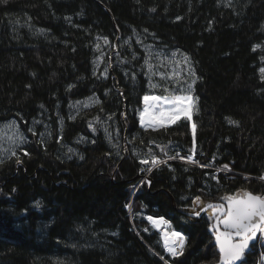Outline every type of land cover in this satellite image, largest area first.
Listing matches in <instances>:
<instances>
[{"label": "trees", "instance_id": "trees-1", "mask_svg": "<svg viewBox=\"0 0 264 264\" xmlns=\"http://www.w3.org/2000/svg\"><path fill=\"white\" fill-rule=\"evenodd\" d=\"M104 39L125 62L107 56V77L95 68ZM148 42L194 60L195 136L187 118L141 125ZM261 68L264 0H0V123L16 118L28 129L52 117L54 126L45 140L29 131L0 162V264H215L209 216L187 211L243 191L264 196ZM93 94L100 103L70 114ZM108 114L118 148L104 130ZM194 141L200 164L179 157ZM66 145L80 154L66 156ZM137 151L150 156L148 167ZM148 215L186 235L181 255L165 254ZM260 255L255 246L244 264Z\"/></svg>", "mask_w": 264, "mask_h": 264}, {"label": "rangeland", "instance_id": "rangeland-1", "mask_svg": "<svg viewBox=\"0 0 264 264\" xmlns=\"http://www.w3.org/2000/svg\"><path fill=\"white\" fill-rule=\"evenodd\" d=\"M96 47H97V55L95 58V66L97 67L96 70L103 71L102 74L105 77L108 76V72H109V69H107V66H103L107 56L111 55L113 57V59H111L112 65L120 64L122 65V67L125 65V62H123L124 58L120 56V52L118 51V48H115L114 50L113 49L110 50L111 47L113 48L115 47V45L111 44L110 40L104 39L102 42H97ZM143 47L144 49H146L145 67H146L148 80H149L148 87L151 92H156V94H150L149 96L159 95L157 94V92L161 90L165 91V89H167V91H165L167 94H172L174 96L178 92L186 91V89L187 90L190 89L192 91L194 90L195 84L198 80V75L194 67V63L189 55L179 50H169L170 55H167L168 53L166 51H161L160 47L154 45L153 43H146L144 44ZM185 57H187V61H185ZM150 67H151V70H150ZM189 69L195 72L194 76L190 74ZM174 70L179 72L180 75L179 76L172 75ZM154 73H164L165 76H170L171 78L161 79L160 75L154 74ZM184 77L187 81L183 79ZM150 85H154V86H150ZM166 96H171V95H166ZM100 102H101L100 97L94 94L91 95L90 97H87L86 99L74 101L71 103V107H70L71 113L70 114L72 116L73 115L75 116L80 111H82L84 108L95 105ZM143 103L145 106L144 101ZM190 103L192 104V101ZM144 106L139 113L140 123H141V113L144 110ZM196 107H197V99H196ZM192 110L193 111L195 110V105L190 108V114ZM181 116H184V115L181 114ZM191 117H192V114H191ZM106 118L107 120H104ZM113 118L114 117L111 115L104 117L103 119L105 121L104 130L107 133V136L109 137V140L112 146L118 148L121 144V139H120L121 133H120L118 124H115V128H113L112 122H111ZM51 119L52 117H50L49 120L33 121L31 123L32 126L29 127L28 129H25L24 127H22L19 120L16 118L7 120L5 122H1L0 123V162L6 160L7 158L13 155L12 154L13 152L16 153V151L19 148L26 145L27 140L29 138V129H31V131L36 132L38 137L42 140H45L48 138V136L52 135L54 126L52 124ZM64 120H65L64 117L60 115L59 116L60 123H63ZM144 121H145V125L143 127L148 128L149 126L147 125L149 123L146 122L145 117H144ZM152 124H155V127L161 126L160 124L156 123V121L152 122ZM165 124H173V123H165ZM77 140L79 142H83L85 138L84 136H80L78 137ZM137 153H139L140 155H143L141 160L148 161V163H144L147 166V164H149L150 156L147 155L144 157V153L146 152H142V151H137ZM64 154L66 156H74V155L80 154V151L75 148V145H66L64 148ZM128 208L130 209V216H134L135 207H132V204H130ZM170 227L171 226L168 225L167 226L168 229H165L166 234H170L173 232V231H170ZM175 232L177 231L175 230ZM166 252L170 257H173L167 250Z\"/></svg>", "mask_w": 264, "mask_h": 264}, {"label": "snow or ice", "instance_id": "snow-or-ice-1", "mask_svg": "<svg viewBox=\"0 0 264 264\" xmlns=\"http://www.w3.org/2000/svg\"><path fill=\"white\" fill-rule=\"evenodd\" d=\"M187 61V57H185ZM147 63V61H146ZM163 66V65H161ZM151 70V67H150ZM191 75H195V72L189 69ZM261 73H264V68L260 69ZM160 75L161 79H170V76H165L164 73H154ZM172 75L179 76L180 73L173 71ZM154 86V85H150ZM167 91V89H165ZM145 102L144 112L141 113V124L145 125L144 116L145 114L150 115L151 121H156V123L163 126L165 121H170L175 123L183 114L187 119H191L190 108L192 104V97L188 96H149L145 95L143 97ZM162 102L171 104L172 108L167 112L160 110L162 107ZM156 108L159 111V117L149 113V109ZM230 123H235L230 121ZM147 126L152 127L155 130V124L149 123ZM195 129V125H193ZM31 131V129H29ZM35 134V133H34ZM15 155V152L12 153ZM24 155H28L27 152ZM174 159L175 157H170ZM187 162L198 163L194 161L192 156L181 157ZM17 163H20L19 159ZM141 163H148L147 160H142ZM152 165L155 166L160 161L153 157L151 161ZM201 167H208V165H201ZM224 165V168H227ZM151 169H149L150 171ZM264 179V177H261ZM222 200L226 203L220 204H209L208 207L214 209L213 215L215 217L216 223L212 225V228L216 231V242L219 246L220 258L219 264H244L245 251L249 248L250 242L257 239V234L264 235V196L253 195L251 192H245L242 196H227L222 197ZM200 197H196L195 202H199ZM195 215H199L196 212ZM213 217H209L212 219ZM153 223H158V221L153 220L152 217H148ZM162 219V218H161ZM221 226L223 231H221ZM184 237L180 232L173 231L170 234H165V249L172 255L177 256L181 254L184 246ZM161 259H164L161 257ZM165 264H168L165 261Z\"/></svg>", "mask_w": 264, "mask_h": 264}, {"label": "water", "instance_id": "water-1", "mask_svg": "<svg viewBox=\"0 0 264 264\" xmlns=\"http://www.w3.org/2000/svg\"><path fill=\"white\" fill-rule=\"evenodd\" d=\"M250 192V191H248ZM253 195H260V194H257V193H253L251 192ZM244 193H240V194H236L234 195L233 197H236V196H242ZM220 203H226V201L222 200V201H218V202H207V201H202L199 208L194 211V212H190L189 214L192 216V217H201L205 212H207L212 218L211 220V224H210V227H209V232L211 233V235L214 237V244L215 246L217 247V251L219 253V258H220V252H219V246L216 242V231L212 228V225L216 223L215 221V217L213 215V212H214V209L212 208H209L208 205L209 204H220ZM196 212H199V215H195ZM221 231H223V227L221 226ZM262 238V245L264 247V235L261 236V234H257V239L250 242L249 244V248L245 251V257L248 253L251 252V250L253 249V246L256 245L258 242H259V239ZM245 257H244V260H245ZM216 264H219V260L217 261ZM237 264H240V262H237Z\"/></svg>", "mask_w": 264, "mask_h": 264}, {"label": "bare ground", "instance_id": "bare-ground-1", "mask_svg": "<svg viewBox=\"0 0 264 264\" xmlns=\"http://www.w3.org/2000/svg\"><path fill=\"white\" fill-rule=\"evenodd\" d=\"M194 91V90H193ZM153 96V95H152ZM157 96H166V94H159V95H157ZM144 108H145V106H144ZM172 108V105L171 104H167V103H163L162 102V107H161V109L160 110H163V111H165V112H167L169 109H171ZM160 110H158V109H156V108H151V109H149V113L150 114H152V115H155V116H157V117H159V111ZM143 112H144V110H143ZM145 118H146V122H148V123H152V122H154V121H151L150 120V115L149 114H145V116H144ZM165 123H171L170 121H165ZM194 164H200L199 162L198 163H194ZM149 216V215H148ZM147 217V216H146ZM153 220H156V221H158V223H154V225H156V226H161V224H162V221H163V219H156V218H153ZM153 222V221H152ZM177 232H179V231H177ZM181 233V235L185 238V236H184V234L182 233V232H180ZM185 244H186V238L184 239V246H185ZM184 246H183V249H184ZM182 249V250H183Z\"/></svg>", "mask_w": 264, "mask_h": 264}]
</instances>
